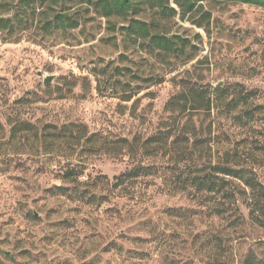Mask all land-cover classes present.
<instances>
[{
    "label": "rangeland",
    "instance_id": "obj_1",
    "mask_svg": "<svg viewBox=\"0 0 264 264\" xmlns=\"http://www.w3.org/2000/svg\"><path fill=\"white\" fill-rule=\"evenodd\" d=\"M72 5L80 26L49 33L45 7L0 0V20L15 24H0V264H241L252 252L264 256V227L247 208L238 221L214 214L213 200L165 189L166 178L188 171L186 162L175 166L176 152L144 160L159 177L129 199L110 195L102 179L130 169L128 158L85 144L92 134L99 143L147 138L171 117L180 128L192 119L214 164L218 149H232L264 185V7L207 0L168 21L185 52L160 55L128 38L122 18ZM183 86L221 98L210 112L187 104L172 115L166 103ZM233 100L240 105L229 109ZM25 122L33 129L13 138ZM69 124L86 128L79 145L76 128L49 136ZM74 167L78 186L63 179Z\"/></svg>",
    "mask_w": 264,
    "mask_h": 264
},
{
    "label": "trees",
    "instance_id": "obj_2",
    "mask_svg": "<svg viewBox=\"0 0 264 264\" xmlns=\"http://www.w3.org/2000/svg\"><path fill=\"white\" fill-rule=\"evenodd\" d=\"M27 8L32 11L36 5L45 7V20L43 30L52 33L54 31H68L80 26V19L77 13L71 12L72 4L86 5L93 8L100 16L106 19L119 17L125 20L126 26L122 32L135 42L151 52H158L160 55H176L185 52V45L179 44L176 36L169 37L166 29L168 21L177 15L196 11L203 8L207 0H21ZM223 3H241L251 6L264 7V0H211ZM150 13L151 18L141 16ZM205 16H210L205 13ZM147 17V16H146ZM161 18V19H160ZM149 19V20H148ZM161 20H164L162 23ZM4 23V24H3ZM2 28L9 27L14 30V23L11 20H0ZM202 26V23H198ZM217 97L213 99L203 89L189 88L183 86L182 90L166 103L165 110L170 114L180 115L187 104L196 109L203 108L204 112H210L212 106L217 104ZM198 105V106H197ZM240 103L231 101L229 109H235ZM246 117L248 112H243ZM171 115V116H172ZM235 117V116H234ZM244 117L239 114L237 119L242 126ZM171 121V122H170ZM192 119L187 120L185 126L180 128L178 117H171L167 124H163L158 131L147 137L135 136L132 139L121 138L105 140L99 143L95 140L96 134L86 139L85 144L94 146L93 152L103 153L112 157L128 158L132 167L125 172L115 176L112 180L102 177L108 193L112 196L134 199L138 193L137 185L149 178H158V168L153 162L144 164V160H156L159 157H166L176 152V164L188 163L187 172L177 173L174 178L164 180L165 189L169 193L187 192L193 194L194 198H204L206 203L213 200L212 212L218 216H235L239 221L241 206L249 210L250 219L260 227H264V185L257 179L255 172L241 164L237 153L232 149L220 148L217 150V161L212 162L213 150L207 139L198 137L195 132ZM33 125L28 122L17 124L11 130V136L16 138L19 133L31 131ZM69 128H76L77 134L73 138V144L79 145L86 136L83 132L85 126L69 124L62 126L60 132L53 126L55 131L52 139L59 138L61 132ZM28 138V136H24ZM53 141V140H52ZM98 145L96 148L95 145ZM220 145L219 143L217 144ZM96 148V149H95ZM82 172H77L75 167L63 175V179L80 185L79 177ZM147 184V182H146ZM60 190V188H58ZM92 199H96L92 196ZM211 209V208H210ZM241 219V218H240ZM241 264H264V256L260 257L255 252L249 254Z\"/></svg>",
    "mask_w": 264,
    "mask_h": 264
},
{
    "label": "water",
    "instance_id": "obj_3",
    "mask_svg": "<svg viewBox=\"0 0 264 264\" xmlns=\"http://www.w3.org/2000/svg\"><path fill=\"white\" fill-rule=\"evenodd\" d=\"M40 76H41V74H40ZM52 81H53V77H46V78L44 79V83H45V84H50V83H52Z\"/></svg>",
    "mask_w": 264,
    "mask_h": 264
}]
</instances>
